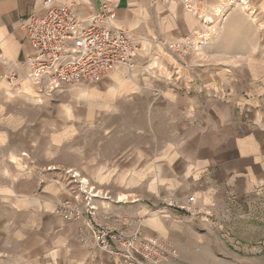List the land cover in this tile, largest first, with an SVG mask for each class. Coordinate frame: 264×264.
Wrapping results in <instances>:
<instances>
[{
    "label": "crops",
    "instance_id": "crops-1",
    "mask_svg": "<svg viewBox=\"0 0 264 264\" xmlns=\"http://www.w3.org/2000/svg\"><path fill=\"white\" fill-rule=\"evenodd\" d=\"M44 1L0 0V203L22 217L14 230L26 249L23 263L36 258L43 263L115 264L105 252L79 241L78 234L85 231L82 220L67 223L56 212L71 199L64 169L80 170L78 161L87 156L81 155L86 144L78 115H70L67 107L66 116L64 98L40 94L27 78L25 61L33 49L22 23L31 13H44ZM56 1L85 21L104 4L110 5L115 12L110 26L125 30L141 47L134 69L117 67L97 83L98 88L74 89L72 97L92 106L102 96L109 103L131 96L128 101L137 99L138 105L152 104L151 113L142 114L138 108L137 118L147 115L156 121L153 140H140L144 129H138L137 154L124 144L118 148L120 153L104 159L97 153V140L109 134L99 135L96 127L89 128L94 140L88 151L93 154L90 167L104 169L100 188L112 202V207L100 206L99 223L115 226L125 215L142 219L148 215L142 224L145 233L163 237L187 226L185 217L190 218L192 211L199 214L196 220L208 218L219 215L229 201L264 193V30L258 27L264 22V0H241L243 9H230L229 0H197L203 15L211 17L221 8L224 20L216 39L193 47L185 57L178 45L188 38L197 44L205 28L179 1ZM246 7L254 11L245 13ZM11 75L18 78L15 89L8 79ZM157 121H164L166 136L155 132ZM66 154H71V160H65ZM130 160H135L137 169L132 186L128 185ZM154 196L186 205L189 211L163 207L153 212ZM130 198L135 201L128 206ZM34 249H40V254H34Z\"/></svg>",
    "mask_w": 264,
    "mask_h": 264
},
{
    "label": "rangeland",
    "instance_id": "rangeland-1",
    "mask_svg": "<svg viewBox=\"0 0 264 264\" xmlns=\"http://www.w3.org/2000/svg\"><path fill=\"white\" fill-rule=\"evenodd\" d=\"M229 2L234 3L233 5L229 4L230 9L236 6H239L240 9L244 8L241 0H229ZM247 9L248 8L246 7L245 13L247 14H251L252 11H254V9ZM225 11H227L226 8ZM215 12L216 11L212 13L215 14ZM257 14L258 13L255 12L253 16L256 17ZM223 15H221L220 19L224 17ZM206 18L209 19L210 16L207 14ZM220 19L218 18L215 20L214 18L215 25H213V27L215 26L217 34L215 36H213V34L211 40L216 39L220 32L222 25V20ZM212 23L214 22L212 21ZM258 27L264 30V22H259ZM211 40L209 41L210 43ZM178 46L183 48L182 50L178 51L182 52V54H184L183 56L185 57V54H189L193 47L197 45L187 46L182 42ZM99 86V84H96L88 87L67 88L53 94H50L48 91H42L40 88H38V90L42 92L40 94H58L64 98V109L66 116H68L66 113V108L70 107L72 111L70 115H73L74 113L78 115L75 117L77 118L78 124L81 120L80 132L82 142L86 144V152H82L81 155L87 156V159H80L78 161L79 164L81 163L80 170L77 168L64 169V173L67 176L69 183L68 188L71 192V199L60 204L56 212L67 223L79 220L83 221L85 231L78 234V239L82 244L88 246L93 251L101 250L94 249L91 246L92 234L87 227V223L91 217L88 214L89 201L91 202V205L95 206L96 208L93 217L96 224L110 228L112 230H119L123 223L126 222V229L128 230L139 229L147 238L158 236H148V234H146L145 230L143 229L144 226L142 224L147 218L150 217H148V215L143 219L131 218V216L125 215L117 221L115 226H106L99 223L97 220V212L99 211L100 206L104 207L111 205L112 207V202L111 200H107L108 198L110 199V195H108V193L106 194L104 190L100 188L105 180V174H102L104 169L102 167H90V158L93 154L92 152L89 153L88 151L89 148L91 149L93 147L94 140H92L91 135H89V128L96 127L97 133H99V135L109 134V138L105 137L102 140H97V153L101 158L104 159V157H110L116 153H120V149L118 150V148L119 146H124V144H129L133 149V154H137L140 144V136L137 134L138 129L141 127L144 129V136L140 137V140L143 138L145 141L153 140V124L156 122L150 120L147 115H144L142 119L137 118L136 112L138 108H140L139 111H141L142 114H147L148 111V113H151L152 110H149V108H152V104H149L148 107L142 104L138 105L135 103L137 99L136 101H128L132 98L131 96L128 97L127 100L119 102L114 101L113 103H109L110 99L102 96L101 100L96 101L92 106H89L87 101H77L72 97L71 91L74 89H90L95 87L98 88ZM152 93L156 94L155 89H152ZM93 95L94 94H90L89 97H92ZM87 97L88 96H81V99H85ZM73 103L77 105L79 104V107L74 105V108H72ZM78 118L80 120H78ZM163 122L164 121H157L155 125V132H159L162 136L167 134L168 130L165 123L162 124ZM156 138H158V136H156ZM67 158H70L71 160V154H66L65 160H67ZM73 160L76 161L74 158L72 161ZM135 164V160H130L128 163L129 186H132V178L133 176H136L137 173ZM118 169L120 170V168ZM85 179L88 181L87 183L85 182ZM93 194L96 195V197L91 199ZM130 199L131 200H129L126 204L128 206L132 205V202L135 201V198ZM150 201L154 203L156 207L155 209H151L153 212L161 210L163 211L166 208L176 211H189L186 205L179 206L175 203H168L169 201L167 202L164 200V198L161 199L154 196ZM77 211L80 212V216H75L70 221L65 218L67 215ZM164 214L165 212L162 213V215ZM176 214V219H179L180 213ZM197 215L199 214H196L195 211H192V213L189 215L190 218L185 217L187 221L184 223L187 226H182L179 229L173 230L166 236L162 235L163 238L169 240V242L174 245L179 252L178 258L170 261L168 264H264V193L252 195L246 200L229 201V203L225 204L224 210H222L219 215H209L208 218H200L203 220H196L198 217ZM21 219L22 217H18L17 215H14V213L9 212V210L0 203V264H28L22 262V256L24 255L26 249L18 242V238L21 237V235H19V233L14 230L16 224L19 226ZM176 219L175 221H177ZM189 219L192 221L191 224L188 222ZM83 233L85 234L83 235ZM39 250L40 249H34V254H40ZM34 259L36 261L34 260L29 264H64L61 260H56L54 262L48 260L49 262L44 261L43 263V261L40 259ZM65 264L72 263L66 262Z\"/></svg>",
    "mask_w": 264,
    "mask_h": 264
},
{
    "label": "built area",
    "instance_id": "built-area-1",
    "mask_svg": "<svg viewBox=\"0 0 264 264\" xmlns=\"http://www.w3.org/2000/svg\"><path fill=\"white\" fill-rule=\"evenodd\" d=\"M156 1H179L201 21L205 29L199 33L198 43L192 44L188 38L183 41L184 45L207 46L212 35L217 34L213 25L214 18L219 17L211 16L214 22L211 23L207 15H203L197 0ZM113 18L115 12L108 4L85 21L69 6L56 0H45L44 13H31L22 23L33 49L25 61L28 80L42 91L53 94L67 88L95 85L120 66L134 69L141 47L128 37L125 30L110 26ZM220 20L223 21L224 17ZM8 79L11 88L19 86L17 76L11 75ZM94 197L96 195L93 194L91 199ZM193 200L190 198L189 203ZM88 206L91 217L87 227L92 234L91 246L105 252L115 264H168L178 258V249L163 237L147 238L139 229H126V222L119 230L96 224L93 218L96 208L90 201ZM75 216H80V212L65 218L70 221Z\"/></svg>",
    "mask_w": 264,
    "mask_h": 264
},
{
    "label": "bare ground",
    "instance_id": "bare-ground-1",
    "mask_svg": "<svg viewBox=\"0 0 264 264\" xmlns=\"http://www.w3.org/2000/svg\"><path fill=\"white\" fill-rule=\"evenodd\" d=\"M223 13H224L223 10H222L221 8H219V9L216 11L215 15L218 16V17L220 18L221 15H223ZM208 20H210L211 23H212V19H211V18H209ZM76 92H77V91H76ZM78 93L81 94V95L84 94V92L81 91V90H79ZM85 182L87 183L86 180H85ZM123 200H124V199H123Z\"/></svg>",
    "mask_w": 264,
    "mask_h": 264
}]
</instances>
